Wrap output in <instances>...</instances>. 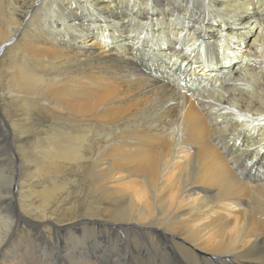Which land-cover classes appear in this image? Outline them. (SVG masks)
<instances>
[{
	"label": "bare ground",
	"instance_id": "bare-ground-1",
	"mask_svg": "<svg viewBox=\"0 0 264 264\" xmlns=\"http://www.w3.org/2000/svg\"><path fill=\"white\" fill-rule=\"evenodd\" d=\"M70 39L93 49L80 55ZM34 114L51 137L28 135ZM0 131L25 166L20 215L48 240L69 237L63 262L34 264L122 263L87 226L142 234L190 264H264V0H0ZM4 147L0 137V160ZM70 165L84 175L68 181L77 194L89 182L88 212L25 211L32 177ZM9 166L0 199L11 202ZM62 189L78 197L63 184L45 199ZM7 213L0 264H31L10 249Z\"/></svg>",
	"mask_w": 264,
	"mask_h": 264
},
{
	"label": "rangeland",
	"instance_id": "rangeland-1",
	"mask_svg": "<svg viewBox=\"0 0 264 264\" xmlns=\"http://www.w3.org/2000/svg\"><path fill=\"white\" fill-rule=\"evenodd\" d=\"M131 5L132 6L135 5V3H131ZM137 7L138 6H135L134 9H136ZM131 17H132V15L126 16V18L124 19L125 21H123V25H125L126 27L129 26V27H131V28H133L135 30V28H137V26H139V24H137L139 22V20L137 18L135 20H133ZM176 17L178 19H180V20L182 19L181 16H179V15H177ZM114 22L116 24L115 26H118L117 22L116 21H114ZM111 23H109V24H111ZM123 25L118 26L117 28L118 29L123 28L124 27ZM92 27H95V26H92ZM143 27H144V25L142 27H140L139 29H142ZM143 29L145 30V28H143ZM201 29L202 28L200 27L199 30H201ZM146 33H147V31L144 34H146ZM144 39H145V37H144ZM156 39H158V37L154 36V40H156ZM70 42L72 43V46L75 48V51L79 52L80 55L84 54V52L88 53L89 51H92V49H93L91 47L89 48V46L83 48L81 46L80 42H78V41L73 42L72 39H70ZM198 46H199V43H197L195 45V47H193V49L190 51V55L193 52V50H195ZM97 47H99V46L98 45L94 46V49H97ZM103 49H106V47L103 48ZM98 52H100V51H98ZM5 80H6L5 73L2 72L1 82H3V81L5 82ZM4 109L11 116V118L12 119H16L15 122H17V118L14 117L15 116L14 112L11 109L9 110L8 108H4ZM9 111H11V112H9ZM32 118H33V121L30 122L31 123L30 127L32 128V130H31V132L28 135L31 136V135L34 134V135H39L40 137H49V136L51 137V135L47 136L46 133L43 131V129H41V127H43L41 125H43L42 123H43L44 120L41 117H37V115H35V114L32 116ZM17 124H22V122H17ZM46 124H48V123L45 122V125ZM33 128H35V129H33ZM2 130H4V129H2ZM163 131H165L167 133H169V132L172 133L171 130H166L165 128L163 129ZM79 133H76V134L79 135ZM90 135H91V133H90ZM0 137L3 138V145L5 146L4 148H2L3 160H0V172L4 171L5 165L7 163H10V166L12 165V171H11L12 175H11V181H10L11 185L8 186V188H7V190L10 189L12 191L11 194L13 196L11 198V202H10V200L7 199L8 197H4V195H3V198L0 199V205H1L0 212L2 214H5L8 211L7 214H9V216H11L13 218L14 223L16 225L14 227V231L10 234L11 236H9V238L12 237V239L16 238L15 240H12L13 241L11 243L12 247H10V249L12 250L13 253H15V252L18 253V255L21 257V259H24L25 262H28V263H31V264H34L32 262L33 259L44 260V259L48 258V259H50L52 261H55V260H57L59 258H62V255L58 254V245H60L58 243V240L62 241V240L65 239L64 241H66V239L69 238V237H67L68 235L61 234V235L58 236L57 234H52L54 237H52L50 240H48L47 238L44 237L46 233H45L44 227L42 226L43 224H40L39 222H35V223L31 224L29 222H26L25 219L20 215L21 214L20 213L21 205H20V202H19L20 199L18 197L19 196L18 190H16V186L15 185H17V183L20 182V180H18V176L19 175H23V174L25 175V166L22 163V160H20V152L15 148V146L13 144L12 134L7 132V131H0ZM83 152H84L85 155L89 154L88 153V149L86 147L83 148ZM8 158H10V162H9ZM258 159L259 158H257L256 160H258ZM10 166H9V169H10ZM70 168H71L70 169L71 172L66 170V174L58 175V177L60 179L58 177H55L54 175H48V174H45V173L40 175L41 177H39V178H37V176L36 177L35 176L32 177V180L30 182L29 195L27 197L29 199L28 200L29 201L28 202V208L26 207L25 211L31 212L32 215H35L36 213L39 214V212H40L39 209L41 208L39 206V204H48L49 208H48V210H46V213H47V211H50L47 214L50 213L51 215H53L52 211H54V214H60L59 206L60 207H62V206H69L70 207L71 206L73 208V210H75L77 212H81V211L83 213L88 212L86 208L89 205L87 204V201L85 200V198L91 196V191L89 190V182L85 178L84 185H85L86 188H88V190H86L84 188L82 194L81 193L77 194L74 191V189H73L75 184L70 186L71 182H68V181H71L73 178L75 179L74 181H78L82 177H84V175L82 174V172H77L76 168L71 166V165H70ZM76 173H78V175H76ZM62 177H64L67 181H65L63 183V181L65 179L62 178ZM53 178H55L56 180L53 179ZM58 180L62 184H60V182ZM54 181L59 183L55 187H59V186H61L63 184H66L69 188H71L72 193L77 194L78 197L69 196L68 198H64L63 199V197L67 194V191L65 189H62L64 191V193H63V191L60 192L61 194L59 196L61 198H57V196L52 194L54 197L51 198L52 199L51 202L48 199H45L46 195H47L46 193H48V192L52 193L54 191V189H55V187L53 188ZM44 189H45V191H44ZM84 194H85L86 197L84 196ZM62 199H63V202H62ZM22 204H24V203H22ZM36 206H37V209H36ZM30 208L31 209L35 208V209L34 210H30ZM23 210H24V208H23ZM36 211H38V212H36ZM55 211H56V213H55ZM25 216L30 218V215L27 214V213L25 214ZM16 222H17V224H16ZM21 226H25L24 231H25V229L27 231L20 232ZM39 228H41V229L39 230ZM100 229L101 230L103 229L105 231H103V230L101 231ZM37 231H38V233H37ZM122 231L123 230L120 231L119 229L118 230H110L109 231V230H106V228H104V227L103 228H97L95 226L92 229L90 226H87V229L85 231V238H87V240L90 241V240L93 239V237L99 236V240L103 239L106 242V244H107L106 245V249L115 251L116 254H118V257L120 259H122V260H120V262H122L120 264H127L128 262H129L128 264H131L130 260H134V258H136L135 264H143V263L147 264V262H148V264H190L189 262H185L184 260H181V259L177 258L176 256H166V253L163 250L164 249V245L161 244V243L159 245L155 244V243L152 244V243H149L147 240H145L146 238L144 239V236L142 234L140 235V234H137V233H134V232H129V233L125 234L126 232H122ZM120 234H122V235H120ZM110 239L112 240V242L110 241ZM70 243L72 244L73 241L70 240ZM101 243L104 244L103 242H101ZM31 246H32V248H31ZM103 247H105V244H104ZM154 250H155V252H154ZM162 251L165 253V255L162 254ZM155 255H157V256H155ZM165 256H166L167 259L164 261ZM143 258L146 259V260H144ZM57 261L58 262H63L61 260H57ZM101 261H103V256L101 258ZM97 264H101V262H99ZM102 264H104V263H102Z\"/></svg>",
	"mask_w": 264,
	"mask_h": 264
}]
</instances>
